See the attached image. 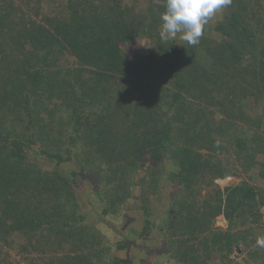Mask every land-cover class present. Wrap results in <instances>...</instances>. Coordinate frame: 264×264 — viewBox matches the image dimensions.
Listing matches in <instances>:
<instances>
[{
    "label": "trees",
    "instance_id": "trees-1",
    "mask_svg": "<svg viewBox=\"0 0 264 264\" xmlns=\"http://www.w3.org/2000/svg\"><path fill=\"white\" fill-rule=\"evenodd\" d=\"M41 3L0 0V245L35 253L60 249L61 255L54 253L47 264H139L114 255L127 252L134 241L109 247L98 222H89L82 211L79 188L89 185L88 198L103 216L128 209L142 213L145 231L152 226L150 194L164 180L174 189L159 227L166 239L158 255L209 264L213 252L224 260L235 245L248 247L246 234L210 233L201 220L204 216L210 224L209 217L220 212L219 197L209 212L195 208L194 196L197 188L213 182L205 173L222 177L233 171L202 162L198 150L204 143L215 154L227 155L223 162L233 156L242 171L259 168L264 180V160L256 161V155L264 157V107L257 117H248L239 106L247 95L234 80L246 74L241 43L253 38L251 53L262 47L246 22L252 3L236 0L214 26L229 40L214 42L203 34L198 45L184 47L161 40L151 25L139 27L130 9L108 0H66L44 13ZM153 23H158L155 18ZM143 37L155 49L122 51L123 44ZM259 51L264 54L263 47ZM257 66L264 98V61ZM120 83L132 84L129 92L139 95L127 96ZM107 85L118 90L104 100ZM202 103L219 107L226 123L215 125L213 111L206 114ZM236 122L255 128L249 140ZM163 161L176 167L164 176ZM72 163L77 170L60 169ZM46 164L52 169H44ZM140 170L150 175L136 190L132 179ZM230 198L237 202H228L223 213L230 229L245 224L238 219L244 211L264 206V191L246 183L229 190ZM199 235L198 252L186 243ZM3 254L0 248V264H9ZM258 258L264 262L263 253H253L251 259Z\"/></svg>",
    "mask_w": 264,
    "mask_h": 264
},
{
    "label": "rangeland",
    "instance_id": "rangeland-1",
    "mask_svg": "<svg viewBox=\"0 0 264 264\" xmlns=\"http://www.w3.org/2000/svg\"><path fill=\"white\" fill-rule=\"evenodd\" d=\"M236 0H232V3H234ZM252 5L253 9L247 11L246 17L248 18L246 22L252 26L255 33V35L259 38L260 44L264 48V0H249ZM41 8L42 12L44 13L47 9L55 8L58 5H61L66 2V0H41ZM109 5H117L121 8L125 7L127 9H130V12L132 13V16L135 17V19L140 23L139 27L142 28H148L149 25L152 26L153 29L156 28L157 32L159 33V36L161 38V20L160 16L165 11L164 7V0H108ZM232 3L228 7H233ZM223 8L219 12H217L214 17H212L207 25L204 27V39L219 42L220 40L226 41L229 40L228 35L226 34H218L215 30H213L214 26L217 22H220L224 15L228 13L229 8ZM154 18L156 19V22L160 24L159 27H156L158 23L154 24ZM134 21V20H133ZM40 22L37 18V23ZM142 22V23H141ZM211 29V31H209ZM209 31V32H208ZM161 40H165L162 39ZM201 40V38H200ZM258 40V41H259ZM166 41H169L172 44L184 47L188 44L183 41L180 38V35L178 34L176 39H168ZM248 42H255L253 38H250L248 40H245L241 43L242 47L238 48L239 53L242 55L241 61L243 62L242 71L246 72V74H241V78L243 80H239L238 77H235L234 80H238V87L244 88V93L247 95V98H245V103L242 105L239 101V106L242 108L248 117L255 118L259 115L261 108L264 107V98H260V80L258 79V66L257 62L264 61V54H261L262 47L260 45H257L256 51L251 53V45ZM199 44V43H198ZM197 44V45H198ZM246 46V48H245ZM237 48V47H235ZM122 51L129 55L131 52L136 51H147L149 49L153 50L155 49L154 43L150 45V39L149 38H136L132 43L123 44L121 47ZM253 55H256L254 57ZM256 58L254 61V58ZM259 60V61H258ZM256 63V65H253V63ZM257 72V73H256ZM230 74V72H229ZM228 74V75H229ZM133 78L130 77L127 78L129 81L133 82ZM222 78V77H220ZM232 79V78H231ZM122 86H126L127 92H129L132 88V84H125L120 83L119 88H122ZM107 95H104L102 97L104 100L105 98H112L116 96L117 90L113 88L112 86L106 87ZM238 91V89H237ZM242 91V90H241ZM115 93V94H114ZM135 95L137 97L139 95V91L129 92L127 96ZM256 98H260L258 101ZM111 101H114L113 99ZM200 102V101H198ZM206 107L205 113L209 111H213V115L208 116V119L211 117L213 122H215V125L219 124V121L223 120L226 123V118L224 115H222L219 111V107L214 106L212 104H204ZM225 109L230 110V107L227 106ZM224 112V111H223ZM238 122V121H237ZM239 127H242L244 129L243 135L250 136L251 137V130H254L255 128L252 127L248 122L237 123ZM235 126L234 124L232 125ZM246 139L249 140V137H246ZM199 153L201 155L202 162H209V165L220 163L221 166H227L228 168L233 169L231 175H224L222 177H216L213 174L205 173L206 176H203L204 178H210L213 180L212 183H208L209 185H206L203 189L201 187L197 188L195 198L194 206L195 208L204 209L209 212H213L215 203L217 201V198L219 197L220 200L216 203L218 207L220 208V212L216 214L214 217H209L207 222L206 218L204 216H200L201 220L206 222L208 224L210 233H239V234H246L248 238V242L250 243L248 247H245L244 244L239 243L238 245H235L233 247V250L230 255L227 256V259L221 260L220 254L213 252L211 254V260L208 261L209 264H264L260 258H258L256 261L254 259H251L253 257V253H259L264 254V247L259 246L258 240L264 239V206H260L258 210H253L251 208L250 213L247 214V211L243 212V217H239L240 220H246L245 224L241 226H236L235 228L230 229L229 228V222L225 219L224 212L227 207L228 202L236 204L237 202L233 200L234 198L228 199V192L229 190H232L236 187H240L241 184H248L252 188L258 190L264 191V180H261L259 178L260 174L258 172L259 168H255L249 171H242L238 168H236V164L233 163L232 159L233 156L229 157V160L223 162V159L226 158L227 155H221V154H215L211 150H209V147H206V144L204 143V147L199 148ZM231 153V152H230ZM256 161L257 162H263L264 157L262 155H256ZM170 161H163L161 164V168L163 169V174L165 171H169L172 169H175V165L171 164ZM215 166V165H214ZM44 169L51 170L52 165H44ZM60 169L62 171L68 172L70 170H77V166L75 164H62ZM264 169V168H263ZM159 170V169H158ZM207 172V171H206ZM149 172L140 170L136 176L132 179L135 180L137 183H135L136 190H138V184L147 177ZM259 175V176H258ZM86 184V183H85ZM157 189H155L154 194H150L149 200L151 203V215L148 217L150 220V224L152 226L148 227L145 231H143V215L142 213L138 212L137 210H131L128 209L126 211H121L119 214L116 215H101V212L99 208H94L93 200L89 197L88 191H89V185L86 184L85 187H80L79 191L80 193L79 198L81 202L82 211L84 214L87 215V220L91 223H97V228L99 229L100 233L105 236V239L108 242V246L113 247V243H118L125 239H130L134 241L133 245L130 246L129 250L126 252L124 250H116L114 252V255L124 259L125 257L129 256L130 258H135L136 260L140 261L139 264H183L181 262H172L168 256L162 252L161 254H157V251L159 248H164V240L165 237H162L161 232L159 231V227H162L163 223V215L165 210L168 207V203L170 200V195L172 190L174 189V185L164 182V180L158 182L156 185ZM220 192V193H219ZM133 194H138L133 192ZM91 196V195H90ZM92 197V196H91ZM138 202V201H136ZM138 205V203H137ZM98 209V210H96ZM199 217V216H198ZM237 219V220H238ZM99 220H103L100 221ZM237 224V223H236ZM238 225V224H237ZM240 225V224H239ZM203 235H199L194 242H188L186 245H192L196 250H200L199 247V240H202ZM184 238H189V236H185ZM169 239V238H167ZM11 240V238H10ZM149 241V242H148ZM1 251L3 256H5V260L9 264H47L48 260H51V257L54 253H56L55 257H58L61 255L60 249H49L46 253H40V249L38 248L37 252H30V251H22L19 248H12L9 249L6 246H1ZM6 254H5V252ZM128 254V255H127ZM223 254V253H222ZM136 264V263H134Z\"/></svg>",
    "mask_w": 264,
    "mask_h": 264
},
{
    "label": "clouds",
    "instance_id": "clouds-1",
    "mask_svg": "<svg viewBox=\"0 0 264 264\" xmlns=\"http://www.w3.org/2000/svg\"><path fill=\"white\" fill-rule=\"evenodd\" d=\"M232 0H166L161 14V38L176 39L177 35L189 45H197L208 21ZM264 247V239L258 240Z\"/></svg>",
    "mask_w": 264,
    "mask_h": 264
}]
</instances>
